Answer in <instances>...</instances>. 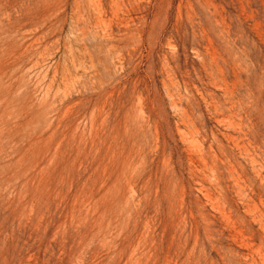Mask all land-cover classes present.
<instances>
[{
    "label": "rangeland",
    "instance_id": "1",
    "mask_svg": "<svg viewBox=\"0 0 264 264\" xmlns=\"http://www.w3.org/2000/svg\"><path fill=\"white\" fill-rule=\"evenodd\" d=\"M0 264H264V0H0Z\"/></svg>",
    "mask_w": 264,
    "mask_h": 264
}]
</instances>
